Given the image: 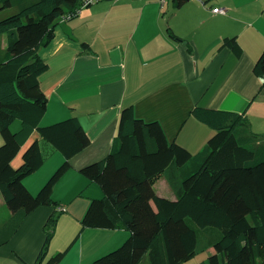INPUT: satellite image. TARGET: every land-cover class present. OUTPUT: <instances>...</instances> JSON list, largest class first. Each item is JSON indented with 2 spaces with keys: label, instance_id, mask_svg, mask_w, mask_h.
Instances as JSON below:
<instances>
[{
  "label": "crops",
  "instance_id": "obj_1",
  "mask_svg": "<svg viewBox=\"0 0 264 264\" xmlns=\"http://www.w3.org/2000/svg\"><path fill=\"white\" fill-rule=\"evenodd\" d=\"M226 37L237 39L241 55L224 43ZM84 42L89 45L86 49ZM7 43L1 35L0 50ZM263 50L264 0H186L181 6L175 0H99L57 24L54 38L39 48L49 63L41 76L48 97L42 124L77 116L90 144L71 158V168L54 187L52 196L62 211L57 208L55 234L40 264L68 247L58 264H88L130 237L131 231L123 226L86 228L77 237L91 201L105 196L101 185L81 169L108 156L124 107L133 105L139 118L158 121L170 142L193 153L215 134L193 115L197 106L246 112L251 130L264 135V78L254 71ZM36 139H40L37 131L13 159V166L22 165L25 149ZM44 147L45 163L25 179L33 193L64 161L62 152L47 143ZM154 187L159 196L176 200L166 173ZM3 201L0 192V204ZM53 211L43 205L27 215L0 246V264H35ZM11 215L10 211L0 226ZM218 235L217 228H199V249L208 246L204 252L212 254ZM143 262L147 263L146 256Z\"/></svg>",
  "mask_w": 264,
  "mask_h": 264
},
{
  "label": "trees",
  "instance_id": "obj_2",
  "mask_svg": "<svg viewBox=\"0 0 264 264\" xmlns=\"http://www.w3.org/2000/svg\"><path fill=\"white\" fill-rule=\"evenodd\" d=\"M175 1L181 6L186 0ZM85 4L93 3L0 0V12L18 8L0 18V36L7 34L8 41L0 50V192L12 212L0 226V246L32 211L43 205L53 207L35 264L46 258L60 215L59 203L52 196L54 187L71 168V158L90 144L77 116L42 124L48 97L41 88V76L49 70V63L39 48L50 43L63 18L76 17ZM224 43L241 55L235 37H226ZM83 46L89 45L84 42ZM254 71L264 78V50ZM193 115L215 129L196 153L170 142L161 124L139 118L133 105L122 109L118 135L108 156L102 163L81 169L101 185L105 196L91 201L77 237L86 228L118 226L129 229L131 235L88 264H141L145 256L146 264H182L208 248L199 249L198 229L209 227L219 229L215 251L196 264H264V135L251 130L246 112L197 106ZM16 120L21 127L12 131ZM35 131L40 139L25 149L22 165L13 166V159ZM44 143L62 152L64 161L33 193L25 179L45 163L48 152ZM164 173L176 200L155 191L154 184ZM69 249L52 255L45 264L60 263Z\"/></svg>",
  "mask_w": 264,
  "mask_h": 264
},
{
  "label": "rangeland",
  "instance_id": "obj_3",
  "mask_svg": "<svg viewBox=\"0 0 264 264\" xmlns=\"http://www.w3.org/2000/svg\"><path fill=\"white\" fill-rule=\"evenodd\" d=\"M17 11H18V8L17 7L7 8V9H5V10H3V11L0 12V18L6 17L8 15H11V14L17 12ZM4 35L7 37V34H3V36ZM20 127H21V121L20 120H16L11 125L12 131H17L18 129H20ZM2 144H3V138H2L1 131H0V145H2ZM157 185L159 186L160 184H156V186ZM9 212H10L9 207L3 201V203L0 204V223H1V221H3V220H5V219L8 218ZM205 253L206 252L201 251V252H199V254L196 257H194L191 260L186 261V262H184L182 264H196V263H201V262L205 261L209 257V255L207 253L206 254ZM141 264H145V262H142Z\"/></svg>",
  "mask_w": 264,
  "mask_h": 264
},
{
  "label": "built area",
  "instance_id": "obj_4",
  "mask_svg": "<svg viewBox=\"0 0 264 264\" xmlns=\"http://www.w3.org/2000/svg\"><path fill=\"white\" fill-rule=\"evenodd\" d=\"M97 0H88L89 3H95ZM163 3L166 1V0H161ZM88 4V3H87ZM87 4H85L84 6L86 7ZM214 11L215 12H225V9L223 8H214ZM63 20H65V18H63ZM61 209V207H59Z\"/></svg>",
  "mask_w": 264,
  "mask_h": 264
}]
</instances>
